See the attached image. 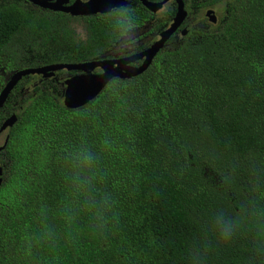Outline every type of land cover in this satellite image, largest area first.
Segmentation results:
<instances>
[{"label": "trees", "instance_id": "1", "mask_svg": "<svg viewBox=\"0 0 264 264\" xmlns=\"http://www.w3.org/2000/svg\"><path fill=\"white\" fill-rule=\"evenodd\" d=\"M185 3L186 33H173L144 72L112 78L85 105L63 104L64 80L77 71L29 74L9 93L0 108V130L9 122L0 264H264L247 232L226 246L210 228L215 211L264 199V0ZM131 5L142 28L150 12ZM216 5V23L195 16ZM174 12H163L154 35ZM68 19L83 21L85 39L66 40ZM114 49L105 13L71 18L0 2V91L19 69ZM81 143L100 152L104 187L117 201L118 221L104 235L86 214L73 227L62 219L63 159Z\"/></svg>", "mask_w": 264, "mask_h": 264}, {"label": "clouds", "instance_id": "2", "mask_svg": "<svg viewBox=\"0 0 264 264\" xmlns=\"http://www.w3.org/2000/svg\"><path fill=\"white\" fill-rule=\"evenodd\" d=\"M105 16L113 46L120 50L114 54L134 51L139 46L140 32L131 0H112ZM132 60L134 57H129L125 66L128 67ZM63 163L67 192V200L62 209L64 223L73 227L80 216L86 214L90 230L97 235L106 234L118 221V214L116 199L104 187L100 152L93 145L81 143L65 156ZM210 228L216 243L226 246L233 244L242 233L247 232L251 237L255 260H264V199L252 196L235 210L221 208L215 211ZM46 239L49 243L52 242L50 234Z\"/></svg>", "mask_w": 264, "mask_h": 264}, {"label": "water", "instance_id": "3", "mask_svg": "<svg viewBox=\"0 0 264 264\" xmlns=\"http://www.w3.org/2000/svg\"><path fill=\"white\" fill-rule=\"evenodd\" d=\"M43 9H50L54 11L68 12L71 15H91L96 13H105L111 7L112 0H88L81 2L75 0L73 4L64 6L68 0H26ZM146 7L155 12L164 2L151 3L146 0H140ZM177 9L171 23L161 33L159 39L154 41L150 46L142 51L133 53L131 55L109 59H93L90 61L74 62V63H51L39 67H27L19 69L12 73L0 91V108L5 103L9 93L18 83V81L29 74H38L44 78L54 75L58 70L77 71L71 74L64 80L63 104L67 108H78L85 105L90 100L94 99L106 86V84L115 77L131 78L144 72L151 64L155 55L164 47L168 38L176 31V29L183 23L187 16V11L184 7L183 0H175ZM205 16L209 22L216 23L217 16L212 8L205 11ZM185 33V29L183 30ZM134 57L131 62L142 59L138 66H125V62L129 57ZM130 62V63H131ZM100 67L99 71L94 68ZM9 133L0 134V151H2L8 142ZM3 179V167L0 163V185Z\"/></svg>", "mask_w": 264, "mask_h": 264}, {"label": "flooded vegetation", "instance_id": "4", "mask_svg": "<svg viewBox=\"0 0 264 264\" xmlns=\"http://www.w3.org/2000/svg\"><path fill=\"white\" fill-rule=\"evenodd\" d=\"M25 2H26V0H24ZM75 0H68L66 3H64L63 5L64 6H69V5H71V4H73V2H74ZM81 2H87L88 0H80ZM140 1V0H139ZM146 1H148V2H151V3H158V2H161V1H163V0H146ZM28 2V1H27ZM141 2V1H140ZM183 2H184V7H185V9H186V11H187V16H186V18L188 17V15H189V11H188V9L186 8V3H185V0H183ZM30 3V2H29ZM32 4V3H31ZM142 4V10H148L149 12H150V16L148 17V19H144V21L142 22V28H139V29H142V33H140V42H139V46L142 44H144V43H147V42H150L147 46H145V47H143L142 49H140V50H138V51H132V52H130V53H127V54H121V55H116V54H114V51H116L117 49H114L113 50V52H111L110 54H109V56H102V57H99V58H94V59H102V58H109V59H116V58H121V57H125V56H128V55H131V54H133V53H136V52H139V51H142V50H144L145 48H147L148 46H150L154 41H156L157 39H159V37H160V33L166 28H164V29H162V30H160L156 35H154L153 34V31L151 30V26H153L156 22H157V20H158V18H160L161 16H162V14H163V12L169 7V6H173L174 8H175V12H176V9H177V3H176V1L175 0H167L166 2H164L163 4H162V6L158 9V10H156L155 12H153V11H150L147 7H146V5L142 2L141 3ZM32 5H34V4H32ZM34 6H36V5H34ZM163 6H165V9L161 12V9L163 8ZM37 7H39V6H37ZM39 8H41V7H39ZM208 8H210V7H207V8H204L203 10H207ZM41 9H43V8H41ZM44 10H48V11H52V12H61V13H64V14H67V15H69L71 18H73V17H85V16H90V15H71L70 13H68V12H63V11H54V10H50V9H44ZM202 11V10H201ZM201 11H199V12H201ZM175 12H174V15H175ZM198 13V12H197ZM96 14H98V13H96ZM101 14V13H100ZM91 15H95V14H91ZM174 15H173V17H174ZM193 15H191L190 17H192ZM173 17H172V19H173ZM186 18H185V20H186ZM204 18H206L207 19V21L209 22V20H208V18L205 16ZM217 19H218V17H217ZM81 20V19H80ZM184 20V21H185ZM172 21V20H171ZM171 21L169 22V24L171 23ZM184 21H183V23H184ZM181 24L177 29H176V31L175 32H178L179 34H181V35H184L185 33H186V31H187V29H188V27L191 25V24ZM168 24V25H169ZM168 25H167V27H168ZM185 29V33H183V30ZM174 32V33H175ZM173 35V34H172ZM171 35V36H172ZM170 36V37H171ZM169 37V38H170ZM168 38V39H169ZM167 42V41H166ZM90 60H93V59H90ZM90 60H82V61H90ZM82 61H74V62H82ZM141 62H142V59H140V60H137V61H134V62H131L130 64L131 65H134V66H138V65H140L141 64ZM73 63V62H72ZM48 64H51V63H48ZM44 65H47V64H43V65H39V66H44ZM39 66H36V67H39ZM23 69V68H22ZM95 69V71L97 72V71H99V69H101L100 67H96V68H94ZM55 74V73H54ZM75 74V73H74ZM38 75V74H37ZM41 76V75H40ZM42 77V76H41Z\"/></svg>", "mask_w": 264, "mask_h": 264}, {"label": "rangeland", "instance_id": "5", "mask_svg": "<svg viewBox=\"0 0 264 264\" xmlns=\"http://www.w3.org/2000/svg\"><path fill=\"white\" fill-rule=\"evenodd\" d=\"M4 1H10V0H0V2H4ZM11 1H15V0H11ZM17 1V0H16ZM214 10L215 14L217 17L220 16L221 13V5H216V6H212L210 7ZM165 9V6H163V8L161 9V12ZM197 18L198 17H205V10H202L201 12L196 13L195 15ZM67 26L68 28L71 29L72 33H70V37H67L68 39L66 40H72L74 38V40L77 39H85L86 37V31L85 28L83 26V21L80 19H68L67 21ZM139 32L142 33V29H139ZM64 39V35L60 34L57 35L55 40H50L47 42V45L50 47H54L56 45L59 44V41ZM120 51L119 49H117L114 52ZM74 63V61H66V62H53V63ZM36 67V66H33ZM27 68V67H26ZM8 125L9 122H7L0 130V134H5L7 132L8 129Z\"/></svg>", "mask_w": 264, "mask_h": 264}]
</instances>
